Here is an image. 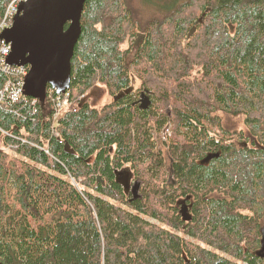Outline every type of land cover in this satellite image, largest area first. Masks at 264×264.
Returning a JSON list of instances; mask_svg holds the SVG:
<instances>
[{
    "label": "trees",
    "instance_id": "16d2710c",
    "mask_svg": "<svg viewBox=\"0 0 264 264\" xmlns=\"http://www.w3.org/2000/svg\"><path fill=\"white\" fill-rule=\"evenodd\" d=\"M81 26L56 124L50 87L0 103L32 143L0 131V264H264V0H88Z\"/></svg>",
    "mask_w": 264,
    "mask_h": 264
},
{
    "label": "water",
    "instance_id": "95a60500",
    "mask_svg": "<svg viewBox=\"0 0 264 264\" xmlns=\"http://www.w3.org/2000/svg\"><path fill=\"white\" fill-rule=\"evenodd\" d=\"M87 1L27 0L20 4L12 27L1 37L11 44L8 64L30 66L24 79L25 96L43 101L49 87L56 94L70 89L72 58L82 33L81 18ZM195 31L194 26L189 35ZM65 151L71 152L67 143ZM132 181L130 172L117 176L126 193L131 191L133 199L140 198L141 182L134 180L131 185Z\"/></svg>",
    "mask_w": 264,
    "mask_h": 264
},
{
    "label": "built area",
    "instance_id": "2783aa9c",
    "mask_svg": "<svg viewBox=\"0 0 264 264\" xmlns=\"http://www.w3.org/2000/svg\"><path fill=\"white\" fill-rule=\"evenodd\" d=\"M27 0H10L8 3L6 10L0 20V71L14 78L13 80H9L8 83L4 86L3 90L0 93V103H16L20 99H26L27 96L24 95V79L30 71V66H11L8 64L7 59L11 54L12 48L11 44L7 43L4 39H2V34L7 29L11 28L14 22V18L18 13V8L22 2ZM52 92L55 90L51 89ZM56 94V92H55ZM55 113L53 116V124H56L63 114L68 104H71V95L68 91L64 94H56L54 99ZM164 129H166L164 127ZM163 129V130H164ZM1 133L7 135L13 139L22 141L23 143L32 144L26 140H21V138L14 137L10 132L4 131L0 128ZM170 134V129L167 128L164 132V135L160 137L163 141L168 140V135ZM46 152L50 155L49 151Z\"/></svg>",
    "mask_w": 264,
    "mask_h": 264
},
{
    "label": "rangeland",
    "instance_id": "374dc122",
    "mask_svg": "<svg viewBox=\"0 0 264 264\" xmlns=\"http://www.w3.org/2000/svg\"><path fill=\"white\" fill-rule=\"evenodd\" d=\"M131 76H132V79H131L130 89H132V91H136L139 89L140 83L134 75H131ZM113 100H115V98L113 96H111L107 87L103 83H98L85 96L82 97L81 103H89L93 108L101 109L104 106L111 103ZM165 128L170 129V134L168 135V138H169L171 133H172V126L169 124V125H166ZM166 129H164V130L162 129V131L160 133H155V135H154V138L156 139L157 144H158L157 148L163 149V151L165 150L164 149L165 147L162 146L161 144H165V141H163L160 137H162V135H164V132ZM0 149H1V147H0ZM164 155H165V159L167 162L166 168L169 171L171 159L167 153L164 152ZM133 183H134V181L131 182V185H133ZM263 226H264V222H263Z\"/></svg>",
    "mask_w": 264,
    "mask_h": 264
},
{
    "label": "flooded vegetation",
    "instance_id": "af4514ba",
    "mask_svg": "<svg viewBox=\"0 0 264 264\" xmlns=\"http://www.w3.org/2000/svg\"><path fill=\"white\" fill-rule=\"evenodd\" d=\"M142 35L143 36H141V39L143 40L147 34L144 33ZM138 39H140V36H139ZM134 103L138 104V106H140L141 108H146L147 109L153 103L152 94L147 89H143V90L139 91V96L135 100ZM128 194L131 195V191Z\"/></svg>",
    "mask_w": 264,
    "mask_h": 264
},
{
    "label": "bare ground",
    "instance_id": "6f19581e",
    "mask_svg": "<svg viewBox=\"0 0 264 264\" xmlns=\"http://www.w3.org/2000/svg\"><path fill=\"white\" fill-rule=\"evenodd\" d=\"M1 19V18H0Z\"/></svg>",
    "mask_w": 264,
    "mask_h": 264
}]
</instances>
